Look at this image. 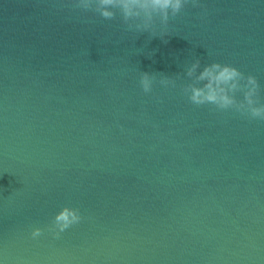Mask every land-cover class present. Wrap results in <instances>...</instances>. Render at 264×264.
<instances>
[{"label":"water","instance_id":"water-1","mask_svg":"<svg viewBox=\"0 0 264 264\" xmlns=\"http://www.w3.org/2000/svg\"><path fill=\"white\" fill-rule=\"evenodd\" d=\"M198 2L165 43L0 0V264H264V122L179 88L199 58L255 76L264 103V0ZM140 72L181 79L146 94ZM64 206L81 222L32 239Z\"/></svg>","mask_w":264,"mask_h":264},{"label":"clouds","instance_id":"clouds-1","mask_svg":"<svg viewBox=\"0 0 264 264\" xmlns=\"http://www.w3.org/2000/svg\"><path fill=\"white\" fill-rule=\"evenodd\" d=\"M189 3L192 7H201L198 0H58L56 7L57 10L67 9L70 13L98 14L104 20H115L119 16L126 31L148 33L150 39L159 37L164 40L171 35L168 30L170 18H175ZM183 75L190 82L180 84L179 88L191 104L197 107L211 105L217 111H233L249 120L264 122L260 85L252 74L245 75L233 65L218 62L205 64L201 69L200 59L196 58ZM179 79V73L175 76L160 73L157 79L156 73L140 72L139 86L147 94L152 92L154 83L165 89L176 88ZM237 94L242 99H238ZM82 219L78 208L64 206L53 216L46 229L35 227L30 236L36 239L46 230L54 238H59L61 233L79 224Z\"/></svg>","mask_w":264,"mask_h":264}]
</instances>
